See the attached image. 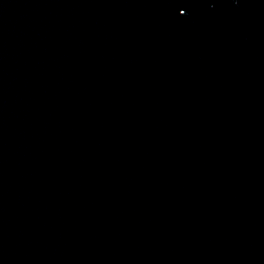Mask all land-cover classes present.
I'll return each instance as SVG.
<instances>
[{"label":"water","instance_id":"water-1","mask_svg":"<svg viewBox=\"0 0 264 264\" xmlns=\"http://www.w3.org/2000/svg\"><path fill=\"white\" fill-rule=\"evenodd\" d=\"M0 264H264V0H0Z\"/></svg>","mask_w":264,"mask_h":264},{"label":"snow or ice","instance_id":"snow-or-ice-1","mask_svg":"<svg viewBox=\"0 0 264 264\" xmlns=\"http://www.w3.org/2000/svg\"><path fill=\"white\" fill-rule=\"evenodd\" d=\"M176 6H177L178 8H181V9H183V7H184V5H183V4H180V3H178ZM181 14L183 15V12H181Z\"/></svg>","mask_w":264,"mask_h":264}]
</instances>
